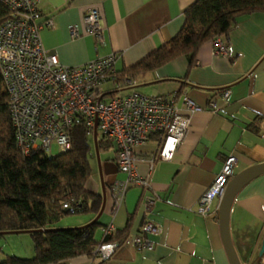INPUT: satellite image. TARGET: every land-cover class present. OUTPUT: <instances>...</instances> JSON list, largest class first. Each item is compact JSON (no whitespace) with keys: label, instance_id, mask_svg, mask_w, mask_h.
I'll use <instances>...</instances> for the list:
<instances>
[{"label":"crops","instance_id":"obj_1","mask_svg":"<svg viewBox=\"0 0 264 264\" xmlns=\"http://www.w3.org/2000/svg\"><path fill=\"white\" fill-rule=\"evenodd\" d=\"M194 1L40 0L38 3V21L48 18L53 21L51 27L42 25L39 30L42 45L62 65L79 66L97 56L117 52L116 70L132 78L131 84L123 87L126 89L123 94L132 90L147 95L185 92L202 107L190 115L187 131L171 159L158 158L157 136L135 148L138 174L147 175L154 161L149 172L150 188L129 185L122 199L115 201L111 186L123 180L124 174L117 171L103 176L105 205L98 219L101 223L97 228L98 239L101 226L112 225L115 231L124 229L126 237L139 234L142 224L149 219L160 228L157 234L147 235L154 243L153 249L123 243L105 261L80 255L64 264H230L219 230V200L212 202L211 213L207 215L199 214L196 206L229 155L237 160L233 174L234 170L238 173L264 162V11L240 14L228 34L220 36L228 45L226 55H215L210 39L200 45L193 58L183 54L157 68H133L178 33L184 11ZM91 6L99 7L104 17L102 45L90 34L73 37L69 31L73 24L82 31L83 13ZM112 87L110 84L104 89ZM226 90L228 95L224 97L222 93ZM210 101L214 102L213 107L209 106ZM177 106L183 113L180 100ZM108 147L114 149V155L107 159L115 162V146L111 143ZM95 177L92 168L86 188L101 193L100 177L97 179L96 174ZM152 192L157 199L151 212H146L143 197ZM83 215L87 216L83 221L73 220L66 226L78 228L96 216L92 212ZM228 229L241 264L257 261L264 264V255L258 257L264 235V173L250 177L235 191L228 212ZM9 234L18 236L11 240V245L0 243V261L11 255L34 256L29 232Z\"/></svg>","mask_w":264,"mask_h":264},{"label":"built area","instance_id":"obj_2","mask_svg":"<svg viewBox=\"0 0 264 264\" xmlns=\"http://www.w3.org/2000/svg\"><path fill=\"white\" fill-rule=\"evenodd\" d=\"M10 11L11 17L0 25V73L5 91L9 97V115L17 146L27 155L41 149L51 153L55 143L60 152L71 147V129L80 119L88 136L93 135L110 140L115 146V163L124 179L112 184L115 201L122 199L129 185L150 188L149 172L142 176L135 169V148L156 136L157 156L171 159L189 124L190 115L201 111L185 92L170 95H147L136 90L113 97L105 95L104 84L121 88L130 84L128 78L119 82L115 63L117 52L97 56L79 66H65L59 63L55 54L47 51L41 42L39 30L42 25L51 27L52 19L39 22L40 0H0ZM69 27L70 34L78 37L92 35L102 45L104 17L99 7H88L80 24ZM213 53L226 55L227 43L216 36L211 39ZM228 91L222 96L227 97ZM177 100L184 106L180 112ZM213 107L214 102L210 101ZM237 160L229 155L210 184L197 200L196 211L201 215L211 213V204L221 197L227 181L233 175ZM157 195L152 192L143 197L146 212H151ZM79 207V200H75ZM67 207V203H64ZM159 225L146 220L139 234L117 240L101 241L92 257L105 261L111 257L120 244H130L138 249L152 250L154 243L148 234H157ZM112 225L101 227L103 236L114 233Z\"/></svg>","mask_w":264,"mask_h":264},{"label":"trees","instance_id":"obj_3","mask_svg":"<svg viewBox=\"0 0 264 264\" xmlns=\"http://www.w3.org/2000/svg\"><path fill=\"white\" fill-rule=\"evenodd\" d=\"M254 11H264V0H195L185 9L184 22L178 33L133 68H157L183 54L193 58L204 41L226 36L240 14ZM11 15L0 1V25ZM117 77L119 82L124 78L132 79L129 74L119 71ZM119 89H108L105 95L113 97ZM8 100L0 73V232L30 230L34 256H6L0 264H64L80 255L92 257L94 247L101 241L121 242L125 238L124 229L106 236L101 232V239H97L95 232L101 225L99 220L82 229H52L63 215L97 214L100 209L101 193L86 188L92 173L90 136L78 119L70 132L71 147L68 150L52 156L38 149L25 155L15 142ZM111 143L97 138L98 149ZM75 200L80 201L79 207L75 206Z\"/></svg>","mask_w":264,"mask_h":264},{"label":"water","instance_id":"obj_4","mask_svg":"<svg viewBox=\"0 0 264 264\" xmlns=\"http://www.w3.org/2000/svg\"><path fill=\"white\" fill-rule=\"evenodd\" d=\"M93 146L97 158V167H98V172H99V177L101 180V187H102V204L100 207V210L96 214V216L87 224L80 226L78 228H73V229H82L94 222H96L105 205V187L103 184V176L108 175V174H115L117 173L118 169L114 161L111 159H106V160H101L99 156V151L97 147V131L96 127L94 128L93 135ZM264 173V162L250 166L238 173L233 174L229 180L226 183V186L224 188V191L219 198L218 202V224H219V230H220V235L221 239L223 242V246L225 248L227 257L229 259L230 264H241L239 261V258L236 254V251L232 245L230 234H229V229H228V212H229V207L233 198V195L235 191L241 186L242 183H244L247 179L250 177H253L254 175ZM52 229H60V228H52ZM40 231H48V229H39ZM20 232H29L30 230H20V231H4L0 232V235L2 234H9V233H20ZM32 232V231H31ZM264 255V235L261 239L259 251H258V257L262 258ZM253 264H259V261L253 263Z\"/></svg>","mask_w":264,"mask_h":264},{"label":"rangeland","instance_id":"obj_5","mask_svg":"<svg viewBox=\"0 0 264 264\" xmlns=\"http://www.w3.org/2000/svg\"><path fill=\"white\" fill-rule=\"evenodd\" d=\"M109 86H110V84H104L103 88H109ZM125 91H126V89L120 88V90L118 91L117 94L121 95ZM89 142L91 145V150L89 153V161H90L91 166L93 168V177H95V174H96L97 179H98L99 172H98V167H97V158H96V154H95V150H94V146H93L92 136L89 137ZM58 153H60V149L55 143H53L51 146L50 155L54 156V155H57ZM113 155H114V149L112 147L99 149V156H100L101 160L111 158ZM234 173H236L235 170H234ZM83 214L84 213L81 212V213H71V214L63 215L54 223V227H56V228H75V227H70V226H66V225L69 224L73 220L77 223L83 221L85 218H87V216L83 215ZM73 231L79 232L80 230H73ZM17 236L18 235H14V234L2 235V236H0V243L2 242L1 244H3V246L11 245V243H10L11 240L12 239L16 240ZM95 237L97 239L99 237V230L98 229L95 232Z\"/></svg>","mask_w":264,"mask_h":264}]
</instances>
